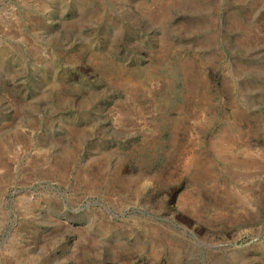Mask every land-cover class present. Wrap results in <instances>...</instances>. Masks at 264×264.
<instances>
[{
  "label": "rangeland",
  "instance_id": "rangeland-1",
  "mask_svg": "<svg viewBox=\"0 0 264 264\" xmlns=\"http://www.w3.org/2000/svg\"><path fill=\"white\" fill-rule=\"evenodd\" d=\"M0 264H264V0H0Z\"/></svg>",
  "mask_w": 264,
  "mask_h": 264
}]
</instances>
